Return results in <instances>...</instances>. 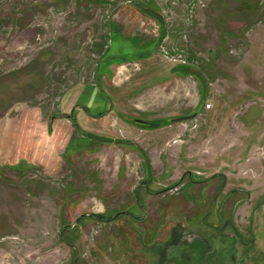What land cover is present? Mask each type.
<instances>
[{
	"label": "rangeland",
	"instance_id": "obj_1",
	"mask_svg": "<svg viewBox=\"0 0 264 264\" xmlns=\"http://www.w3.org/2000/svg\"><path fill=\"white\" fill-rule=\"evenodd\" d=\"M217 261L264 264V0H0V264Z\"/></svg>",
	"mask_w": 264,
	"mask_h": 264
},
{
	"label": "water",
	"instance_id": "obj_2",
	"mask_svg": "<svg viewBox=\"0 0 264 264\" xmlns=\"http://www.w3.org/2000/svg\"><path fill=\"white\" fill-rule=\"evenodd\" d=\"M195 117V114H190V115H185V116H180V117H176L170 120H163V121H159L158 124L160 125H165V124H169L171 122H181V121H185V120H189ZM148 123V122H147ZM157 124V123H156Z\"/></svg>",
	"mask_w": 264,
	"mask_h": 264
},
{
	"label": "trees",
	"instance_id": "obj_3",
	"mask_svg": "<svg viewBox=\"0 0 264 264\" xmlns=\"http://www.w3.org/2000/svg\"><path fill=\"white\" fill-rule=\"evenodd\" d=\"M148 171L150 172V167L148 166ZM140 203H141V201H139ZM139 203V204H140ZM124 213V212H123ZM122 212H120V213H118L119 214V216L121 215V214H123ZM93 217L94 218H97L98 220H102V221H105L106 219V215L105 214H95V215H93ZM111 218V217H110ZM108 220H110V219H108ZM203 220H204V223L206 224V225H208V226H210V227H212V225L210 224V223H208V220H207V218L206 217H204L203 218ZM239 233V232H238ZM213 252H215V249H213V251L211 252V253H213ZM210 253V254H211ZM221 253V252H220ZM216 264H219V261H217V263Z\"/></svg>",
	"mask_w": 264,
	"mask_h": 264
},
{
	"label": "flooded vegetation",
	"instance_id": "obj_4",
	"mask_svg": "<svg viewBox=\"0 0 264 264\" xmlns=\"http://www.w3.org/2000/svg\"><path fill=\"white\" fill-rule=\"evenodd\" d=\"M145 125H149V124H145Z\"/></svg>",
	"mask_w": 264,
	"mask_h": 264
}]
</instances>
